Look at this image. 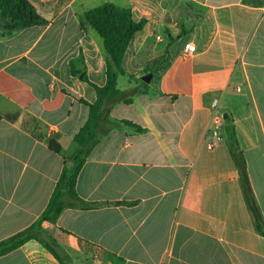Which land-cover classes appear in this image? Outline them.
<instances>
[{
  "label": "crops",
  "instance_id": "0c3cea01",
  "mask_svg": "<svg viewBox=\"0 0 264 264\" xmlns=\"http://www.w3.org/2000/svg\"><path fill=\"white\" fill-rule=\"evenodd\" d=\"M29 1L43 22L9 31L0 23V241L40 215L69 162L96 98L82 77L105 81L102 40L80 15L109 2L145 20L121 64L122 76L151 73L149 89L110 110L140 130L125 125L100 139L75 181L87 204L67 199L43 230L71 264H264L228 145L223 136L205 145L218 98L264 220V0ZM0 264L59 262L29 239Z\"/></svg>",
  "mask_w": 264,
  "mask_h": 264
},
{
  "label": "trees",
  "instance_id": "16d2710c",
  "mask_svg": "<svg viewBox=\"0 0 264 264\" xmlns=\"http://www.w3.org/2000/svg\"><path fill=\"white\" fill-rule=\"evenodd\" d=\"M80 20L82 24L94 30L102 40L105 53V81L102 85H96L85 76L82 77L93 87L96 98L93 103H86L88 114L72 137L68 154L69 162L63 163L48 202L40 215L26 228L0 241V255L29 239H35L58 260L59 264H71L66 256L60 255L55 250L53 239L46 235L41 223L43 221L54 223L66 206L65 201L69 198L75 199L78 205L87 204L75 193L76 177L92 148L107 132L125 125L140 130V127L133 126L126 120L111 117L110 110L117 103H130L133 96L146 93L149 89L148 83L133 75H126L128 82H131L127 88L120 89L117 85L118 77L126 74L121 62L127 47L134 33L143 26L145 20L136 21L132 18L129 8L109 2L84 11L80 15ZM41 22L43 19L29 0H0V23L3 30L9 31ZM71 72L77 73L72 70V63ZM222 136L228 145L231 157L240 170L247 201L254 213L258 229L264 236V220L249 185L245 160L238 145L234 125L229 117L223 119ZM49 145L51 149L59 152L57 145L53 143Z\"/></svg>",
  "mask_w": 264,
  "mask_h": 264
},
{
  "label": "built area",
  "instance_id": "2783aa9c",
  "mask_svg": "<svg viewBox=\"0 0 264 264\" xmlns=\"http://www.w3.org/2000/svg\"><path fill=\"white\" fill-rule=\"evenodd\" d=\"M183 52L190 55L195 52V44L192 41H186L183 46ZM222 114L218 111V98H214L211 103V116L207 126V133L210 139L206 141L205 145L208 149L214 148L222 139Z\"/></svg>",
  "mask_w": 264,
  "mask_h": 264
},
{
  "label": "rangeland",
  "instance_id": "374dc122",
  "mask_svg": "<svg viewBox=\"0 0 264 264\" xmlns=\"http://www.w3.org/2000/svg\"><path fill=\"white\" fill-rule=\"evenodd\" d=\"M117 85H118V87H119L120 89L127 88V87L130 85L129 82H128V78H127V76H122V75H120V76L118 77V83H117Z\"/></svg>",
  "mask_w": 264,
  "mask_h": 264
},
{
  "label": "water",
  "instance_id": "95a60500",
  "mask_svg": "<svg viewBox=\"0 0 264 264\" xmlns=\"http://www.w3.org/2000/svg\"><path fill=\"white\" fill-rule=\"evenodd\" d=\"M141 80H143L144 82L148 83L150 78H151V73H146V74H143L141 77ZM223 118L225 119L226 118V114H223Z\"/></svg>",
  "mask_w": 264,
  "mask_h": 264
}]
</instances>
